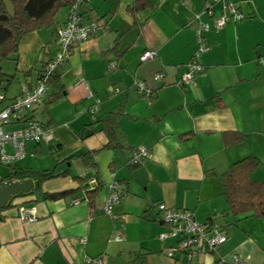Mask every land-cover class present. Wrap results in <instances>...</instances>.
I'll use <instances>...</instances> for the list:
<instances>
[{"label":"crops","instance_id":"0c3cea01","mask_svg":"<svg viewBox=\"0 0 264 264\" xmlns=\"http://www.w3.org/2000/svg\"><path fill=\"white\" fill-rule=\"evenodd\" d=\"M134 1L85 0L79 7L82 21L95 20L98 28L55 68V85L48 84L29 113L50 130L52 140L28 143L25 156L32 163L18 165L24 156L12 166L53 176L39 185L36 177H28L34 188L11 201L35 205V222L22 221L14 207L0 210V264H84L86 256L128 264H219L220 257L222 264H264V217L235 216L221 182L231 165L246 157L258 161L252 179L264 182V0H225L245 17L220 29L213 28L209 15H201L211 25L205 32L209 48L200 57L202 70L185 86L178 84L176 65L191 59L193 16L202 13L205 0H142L144 5L132 11ZM222 6V1L215 3L213 13ZM67 12L58 13L57 28ZM147 48L156 56L141 62ZM57 52L52 29L24 34L16 58L10 59L12 67L0 66L12 76L10 83L17 81L14 88L0 81L5 103L31 88ZM158 72L163 77L155 81ZM136 80L152 89L150 104ZM96 100L98 110L90 114ZM120 106V146L113 149L106 146L100 120ZM227 132L241 133L243 139L227 142ZM138 146L150 153L132 166L128 162ZM90 151H95L93 164L86 165L79 155ZM51 154L52 162L40 161ZM92 178L97 182L89 184ZM113 178L124 194L111 216L101 209ZM96 187L90 202L88 191ZM69 190L56 199L46 197ZM160 203L190 210L198 222L226 234V241L213 254L168 257L165 249L176 240L158 238L165 230Z\"/></svg>","mask_w":264,"mask_h":264},{"label":"built area","instance_id":"2783aa9c","mask_svg":"<svg viewBox=\"0 0 264 264\" xmlns=\"http://www.w3.org/2000/svg\"><path fill=\"white\" fill-rule=\"evenodd\" d=\"M85 0H75L68 8L65 23L58 27L55 32V40L58 45L57 54L51 58L43 70L40 72L36 83L31 88H23L20 94L16 95L5 103L6 97L0 91V163L11 165L22 159L26 154L28 143H42L52 140L50 130L39 121L29 117V113L34 107L40 104L42 98L48 89V81L55 68L62 64L70 55L74 46L79 45L94 34L98 28V22L91 20L87 23L82 21L79 7ZM223 2L222 11L214 14L212 6L217 2ZM202 14H207L212 18L214 29H220L230 21H240L245 16L239 11L238 7L225 0H205L202 13L193 16L196 23L195 39L196 47L192 53L191 59L183 64H178L180 71L178 84L185 86L194 82L197 73L202 70L200 57L202 53L208 50V44L205 39V32L211 29V25L201 19ZM156 56V50L152 48L145 49L140 55V61L145 62ZM264 62V58L261 59ZM113 67V65H111ZM163 73L158 72L153 75L155 81H160ZM135 85L147 104L151 103L153 91L144 83L135 81ZM99 100L89 108L90 114L98 110ZM14 124H20L17 128H11ZM150 150L145 146H138L132 152L129 164L134 166L140 163L143 158L149 156ZM1 180V178H0ZM97 179L92 178L89 184L96 183ZM108 193L102 205V213L112 216V207L120 201L124 190L118 185L115 178L107 183ZM77 199L73 200L76 204ZM159 211V220L165 226V230L158 234L160 240L173 238L176 240L174 246L165 249L168 257L174 258L176 253H182L187 259L199 257L205 254L217 252V247L227 239L226 234L220 232L215 227L206 226L198 222L190 210L168 207L163 203L157 205ZM15 215L24 222H35L38 219V210L35 205L25 206L16 205ZM85 243V239L81 240ZM234 261H238L236 256ZM219 264L225 262L220 257ZM84 264H128V263H107L101 256L85 257Z\"/></svg>","mask_w":264,"mask_h":264},{"label":"trees","instance_id":"16d2710c","mask_svg":"<svg viewBox=\"0 0 264 264\" xmlns=\"http://www.w3.org/2000/svg\"><path fill=\"white\" fill-rule=\"evenodd\" d=\"M14 7V14L8 15L5 11L3 1L0 0V59H15L17 47L21 37L40 28L52 29L55 36L57 15L62 8H69L75 0H10ZM142 0H135L132 11L142 7ZM48 62V61H47ZM46 63L43 64L44 68ZM43 69L40 70V72ZM40 74V73H39ZM10 83L12 76L2 72L0 67V81ZM56 78L52 74L48 84L55 85ZM7 85H5L6 87ZM123 113V106L109 112L100 120L101 131L107 137L106 146L113 149L120 146L117 130L118 121ZM227 142H239L243 139L241 133L227 132ZM95 151L80 154L79 157L87 165H92V154ZM258 165L254 157L243 158L231 165L229 170L222 176L221 182L223 193L228 201L229 208L235 216L244 217H264V182L252 179L251 171ZM36 177V184H41L44 180L51 178L53 172L32 171L28 168L17 169L15 166L9 175L1 178L10 179L19 177L21 180L28 177ZM101 183H99L100 185ZM98 188L88 191V198L91 202L96 195ZM72 190L55 193H47L46 197L56 199L66 194L72 193ZM18 195H23L19 193ZM17 195V196H18ZM16 197V196H15ZM10 200L2 209L14 207ZM0 209V210H2Z\"/></svg>","mask_w":264,"mask_h":264},{"label":"water","instance_id":"95a60500","mask_svg":"<svg viewBox=\"0 0 264 264\" xmlns=\"http://www.w3.org/2000/svg\"><path fill=\"white\" fill-rule=\"evenodd\" d=\"M5 11L8 15L14 14V7L10 0H2ZM34 188V183L31 178L21 179H2L0 180V209L5 207L19 193L27 194Z\"/></svg>","mask_w":264,"mask_h":264},{"label":"rangeland","instance_id":"374dc122","mask_svg":"<svg viewBox=\"0 0 264 264\" xmlns=\"http://www.w3.org/2000/svg\"><path fill=\"white\" fill-rule=\"evenodd\" d=\"M65 8H62L60 11H59V14L62 15V13L64 12ZM0 66L3 67V68H11L12 67V63H11V60L10 59H0ZM10 72V71H9ZM4 84V83H3ZM6 85V84H5ZM17 85V81H13V83H10V87L12 86V88H14L15 86ZM4 86V85H2ZM8 86V88H9ZM8 90V89H7ZM38 158V157H36ZM40 161H45L47 163H50V161L52 162L53 161V155L51 154V156L48 158V155H47V158L45 160H40ZM29 163H32V158H30L29 156H25V158L22 160V161H18V165L20 166H26V164H29ZM36 163H34L32 166L34 167ZM12 166L13 164L11 165H4V164H1L0 163V178H3L7 175H9L12 171Z\"/></svg>","mask_w":264,"mask_h":264}]
</instances>
